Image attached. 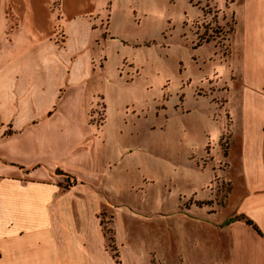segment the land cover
I'll use <instances>...</instances> for the list:
<instances>
[{"label":"crops","instance_id":"0c3cea01","mask_svg":"<svg viewBox=\"0 0 264 264\" xmlns=\"http://www.w3.org/2000/svg\"><path fill=\"white\" fill-rule=\"evenodd\" d=\"M230 1L236 33L224 79L230 140L221 171L233 214L225 226L183 216L214 230L212 264L219 238L225 264H264V0ZM110 7L109 0H0V264H118L98 216L97 190L112 173L102 161L106 127L99 132L86 112L96 94L108 101L93 58L95 46L103 52L96 25ZM64 178L72 184L63 187ZM116 234L121 264H140L117 226Z\"/></svg>","mask_w":264,"mask_h":264},{"label":"rangeland","instance_id":"374dc122","mask_svg":"<svg viewBox=\"0 0 264 264\" xmlns=\"http://www.w3.org/2000/svg\"><path fill=\"white\" fill-rule=\"evenodd\" d=\"M109 1L110 15L96 25L103 52L95 46L93 58L108 101L99 93L86 105L87 122L106 127L102 161L112 173L97 190L106 248L121 264L117 226L140 264H212L217 235L205 221L225 226L233 214L221 171L230 140L231 1Z\"/></svg>","mask_w":264,"mask_h":264},{"label":"water","instance_id":"95a60500","mask_svg":"<svg viewBox=\"0 0 264 264\" xmlns=\"http://www.w3.org/2000/svg\"><path fill=\"white\" fill-rule=\"evenodd\" d=\"M55 173H56V174H66V175H68V173H65L64 171L60 170L59 168H57V169L55 170Z\"/></svg>","mask_w":264,"mask_h":264},{"label":"trees","instance_id":"16d2710c","mask_svg":"<svg viewBox=\"0 0 264 264\" xmlns=\"http://www.w3.org/2000/svg\"><path fill=\"white\" fill-rule=\"evenodd\" d=\"M247 222H249V221H247ZM112 257L115 259L116 262L119 261V260H118L117 252H116V253H113V254H112Z\"/></svg>","mask_w":264,"mask_h":264}]
</instances>
